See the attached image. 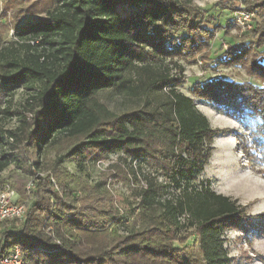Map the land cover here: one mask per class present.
I'll use <instances>...</instances> for the list:
<instances>
[{"label": "trees", "instance_id": "obj_1", "mask_svg": "<svg viewBox=\"0 0 264 264\" xmlns=\"http://www.w3.org/2000/svg\"><path fill=\"white\" fill-rule=\"evenodd\" d=\"M48 2L26 7L29 16L45 17L24 22L18 42L0 48V87L32 91L12 128L3 121L14 114L0 110V175L14 171L0 178V192H16L25 206L21 220L0 223V261L16 246L20 264H232L224 232L264 234V220L254 224L236 200L198 181L220 132L195 100L247 123L248 138L264 143V21L218 63L242 68L258 85L209 79L185 96L170 69L181 76L179 63L221 31L192 0ZM244 6L264 14L260 0ZM112 153L151 163L163 178L143 176L131 220L114 217L103 184H87L85 165ZM65 161L78 174L63 169ZM41 170L44 178L29 181ZM168 187L179 192L162 200Z\"/></svg>", "mask_w": 264, "mask_h": 264}, {"label": "rangeland", "instance_id": "obj_2", "mask_svg": "<svg viewBox=\"0 0 264 264\" xmlns=\"http://www.w3.org/2000/svg\"><path fill=\"white\" fill-rule=\"evenodd\" d=\"M260 1L264 3V0ZM227 2L228 0H192L193 6L199 8L205 15L214 18V22L221 27V31L214 36L208 48L188 62L179 63L183 70L181 76L169 66L171 68L170 75L180 78L177 89L185 96H189L190 89L194 85H199L209 79L219 78L237 83L251 82L258 85L256 81L247 77L242 68L218 66L222 54L231 44L248 41L251 38L250 32L264 21V14L257 15L254 11L246 10L244 6V2L252 4L255 0H235L232 7L225 8ZM32 3H34L32 0H0V48L11 42H18L15 30L24 22L45 17L46 13L35 16L25 13L26 7ZM34 4L44 8L49 6L48 0H38ZM240 9L252 14L250 28L244 31L236 27L233 22L235 13ZM254 39L252 37L251 40ZM263 50L264 48L258 49V52ZM31 93V90L25 88L7 91L0 87V110L8 108L14 114L12 117L4 119L3 123L6 128L16 125L17 115L15 112L22 111ZM195 106L207 118L211 128L220 132L213 139L212 157L198 181L209 183L210 189L214 193L236 200L240 206L244 207L246 216L252 219L254 224H258L260 220H264V143L253 140L252 137L248 138L247 123L235 122L199 100H195ZM0 117H2L1 114ZM234 136L240 137L238 138L239 143ZM120 156L121 153H112L102 160L86 164L85 171L89 175L87 184L89 186H94L97 183L103 184L100 192L108 197L107 206L112 205L114 217L131 220L130 209L135 206L136 202L134 194L145 187L143 176H156L158 182H162L163 178L158 175V170L153 164L131 159H127L126 162L120 161L118 160ZM114 166L124 175H122L123 179L117 177L120 172L113 169ZM62 168L70 173L78 174L73 161H65ZM131 169H135V176L132 175ZM12 172H14L13 168L9 167L1 173L0 178L7 179ZM46 175L47 172L41 170L28 178L30 181V178H44ZM50 181L54 187L56 180L50 177ZM69 185L72 186L71 183ZM11 192H13L14 201L17 203L18 194L14 191ZM178 192V190L168 187L161 199H174ZM78 207H80V203L77 204ZM183 219L181 217V224H183ZM193 239V236L190 237L187 244L190 245ZM224 239V246L233 261L232 264H264V234L255 232L251 236L238 230L227 229L224 232Z\"/></svg>", "mask_w": 264, "mask_h": 264}, {"label": "built area", "instance_id": "obj_3", "mask_svg": "<svg viewBox=\"0 0 264 264\" xmlns=\"http://www.w3.org/2000/svg\"><path fill=\"white\" fill-rule=\"evenodd\" d=\"M252 14L240 9L233 18L234 25L241 31L250 28ZM28 185L27 188H29ZM13 192L6 190L0 192V223L3 221L21 220L25 214V206L14 201ZM21 253L18 247H14L11 253L0 261V264H20Z\"/></svg>", "mask_w": 264, "mask_h": 264}]
</instances>
